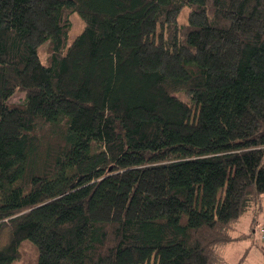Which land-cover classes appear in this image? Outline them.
<instances>
[{
  "label": "trees",
  "instance_id": "1",
  "mask_svg": "<svg viewBox=\"0 0 264 264\" xmlns=\"http://www.w3.org/2000/svg\"><path fill=\"white\" fill-rule=\"evenodd\" d=\"M251 211L264 0H0V264H225Z\"/></svg>",
  "mask_w": 264,
  "mask_h": 264
},
{
  "label": "rangeland",
  "instance_id": "2",
  "mask_svg": "<svg viewBox=\"0 0 264 264\" xmlns=\"http://www.w3.org/2000/svg\"><path fill=\"white\" fill-rule=\"evenodd\" d=\"M189 13V8L185 7L179 16V21L181 23L187 22V16ZM72 29L69 33V44H71L74 39L82 32L84 28V21L78 13H73L71 16ZM48 45H44L39 49V55L41 61L47 64V52ZM176 96L180 97L182 100L188 102V98L183 92H179ZM25 100V94L22 92H17L9 99L10 104H20ZM260 212V211H259ZM258 221V223H255ZM264 223V217L261 214H255L254 212H249L244 215L240 222L236 226V232L233 234L239 236L240 233L249 234L251 232L252 226L256 227L258 224ZM8 234L7 230L4 232L6 237ZM257 237H249L246 240L235 241L233 243L225 244L219 247L218 251L222 256L225 264H264V253L261 247L264 243L260 242ZM21 260L15 264H23L24 262H29L31 264L35 263L36 252L31 245L27 244L21 247Z\"/></svg>",
  "mask_w": 264,
  "mask_h": 264
},
{
  "label": "built area",
  "instance_id": "3",
  "mask_svg": "<svg viewBox=\"0 0 264 264\" xmlns=\"http://www.w3.org/2000/svg\"><path fill=\"white\" fill-rule=\"evenodd\" d=\"M261 238L264 240V228L261 230Z\"/></svg>",
  "mask_w": 264,
  "mask_h": 264
},
{
  "label": "crops",
  "instance_id": "4",
  "mask_svg": "<svg viewBox=\"0 0 264 264\" xmlns=\"http://www.w3.org/2000/svg\"><path fill=\"white\" fill-rule=\"evenodd\" d=\"M245 240V239H244Z\"/></svg>",
  "mask_w": 264,
  "mask_h": 264
}]
</instances>
